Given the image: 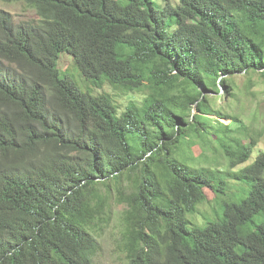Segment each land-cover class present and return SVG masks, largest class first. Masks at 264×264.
Here are the masks:
<instances>
[{"label": "trees", "instance_id": "16d2710c", "mask_svg": "<svg viewBox=\"0 0 264 264\" xmlns=\"http://www.w3.org/2000/svg\"><path fill=\"white\" fill-rule=\"evenodd\" d=\"M24 1L37 21L0 8V264H94L115 203L124 264H264V151L227 172L249 189L229 202L222 166L185 155L202 139L233 169L264 133L226 109L236 77L264 76V0ZM63 52L145 97L119 113L61 71ZM206 187L224 207L198 226Z\"/></svg>", "mask_w": 264, "mask_h": 264}, {"label": "rangeland", "instance_id": "374dc122", "mask_svg": "<svg viewBox=\"0 0 264 264\" xmlns=\"http://www.w3.org/2000/svg\"><path fill=\"white\" fill-rule=\"evenodd\" d=\"M126 2V0H121ZM158 6H163V0H155ZM180 0H171L172 3L177 4ZM0 8L5 9L13 15L15 21H37L39 15L35 8L30 7L24 0L4 1L0 0ZM58 66L61 71L72 73L77 79L79 86L83 90H89L94 95L108 94L119 108V113L125 111L132 99L141 102L145 97L147 90H139L135 92L125 91L116 88L109 83L103 86H96L91 80L82 74L78 69L74 56L68 52H63L59 58ZM237 88V98L235 101L228 103L227 111L231 114H238L242 121L246 123L247 127L254 129H264V76L260 73H253L251 76H239L235 79ZM220 95L223 96V90H220ZM219 103L223 102L222 97ZM223 122L228 123L230 119H222ZM220 146L218 144L208 145L205 141L198 140L195 145L185 148V155L191 157L198 164H203L212 169L217 168L218 165L222 167V175L225 176L226 187L225 190L228 195H224L226 201H235L243 198L248 193V187L241 181L231 178L227 172H234L241 167L252 163L257 155L264 151V133L259 137L258 144L254 148L250 159L237 167L231 169L227 166V160L223 152L218 151ZM206 200L197 206L195 212H190L189 217L192 224L203 226L208 219L215 218V210L223 211V199L218 198L216 191L213 188L206 187ZM124 204H113L112 210L108 215L106 221L94 231L97 236L101 248L94 256V264H124L126 262L125 253L122 248L123 236V210ZM207 218V219H206ZM192 226V225H190Z\"/></svg>", "mask_w": 264, "mask_h": 264}]
</instances>
